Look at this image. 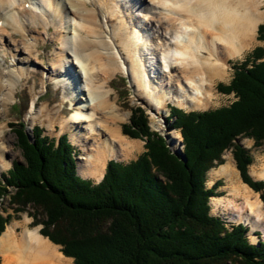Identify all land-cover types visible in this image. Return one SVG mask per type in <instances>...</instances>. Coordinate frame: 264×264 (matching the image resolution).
Returning a JSON list of instances; mask_svg holds the SVG:
<instances>
[{
	"label": "bare ground",
	"instance_id": "1",
	"mask_svg": "<svg viewBox=\"0 0 264 264\" xmlns=\"http://www.w3.org/2000/svg\"><path fill=\"white\" fill-rule=\"evenodd\" d=\"M259 24H264V0H0V105L12 100L25 76L14 64L15 54L21 49L31 55L38 38L58 41L57 56L43 67L42 78L66 85L72 113L64 118L60 104H42L34 116L44 118L51 130L59 123L82 151L77 172L99 181L109 159H125L139 147L119 132L118 123L129 112L117 102L112 77L128 78L133 95L150 111L153 128L164 132L171 150L182 152L181 134L163 129L168 104L186 110L215 104L214 83L228 78L230 60L243 58L258 43ZM33 29L32 41L11 38ZM7 53L10 61L4 66ZM35 99L27 112L30 119ZM5 151L0 142V170L9 165ZM225 158L208 171L206 185L224 178L229 194L241 202L213 196L208 204L212 213L251 222L247 234L254 240L251 231L264 229L262 201L239 178L231 154ZM249 173L264 180V162L250 165ZM16 226L12 222L0 235L1 264H71L37 228L27 227L17 236Z\"/></svg>",
	"mask_w": 264,
	"mask_h": 264
},
{
	"label": "trees",
	"instance_id": "2",
	"mask_svg": "<svg viewBox=\"0 0 264 264\" xmlns=\"http://www.w3.org/2000/svg\"><path fill=\"white\" fill-rule=\"evenodd\" d=\"M257 39L264 40L263 24ZM232 68L229 83L216 85L233 93L228 105L188 112L169 106L168 128L180 131L182 153L150 129L143 109L131 108L122 134L143 139L145 150L127 163L109 159L97 183L76 174L65 134L51 139L36 125L29 139L18 116L8 125L22 160L1 174L0 198L12 186L7 206L14 215L25 212L29 226L71 264H264V241L251 244L245 225L226 227L207 204L221 184L207 187L205 176L231 149L239 178L260 193L264 207V181L248 175L252 157L238 142L264 144V48ZM14 215L0 213V234Z\"/></svg>",
	"mask_w": 264,
	"mask_h": 264
},
{
	"label": "rangeland",
	"instance_id": "3",
	"mask_svg": "<svg viewBox=\"0 0 264 264\" xmlns=\"http://www.w3.org/2000/svg\"><path fill=\"white\" fill-rule=\"evenodd\" d=\"M32 31L30 32V34H26V35H24V34H11V38H13L18 43H19V41L23 40L24 37L27 38L28 40L32 41V39L30 37L33 35H37L36 30L33 29ZM257 41H258V43L255 44V46H253L250 50H248L245 53V55L243 56V58H237V59L229 61L230 68H229V71H227L228 72V78L225 81H218V82L214 83L216 94L218 95L217 102L215 104L211 105L210 107L204 109V110L214 109V108H217L220 106H225V105H228L229 103H231V101L233 100V97H234L233 93L225 94V93L219 92L216 89V85L218 83L228 84L231 77H232V74H233V72H232L233 68L232 67L235 66L236 64H239L241 61H243L244 58H246L255 47L261 46L262 48H264V40L263 41L257 40ZM35 43L36 44L32 50L31 55H28L26 53V51H23L21 49H20V51H18L15 54L14 64L17 67H20L22 69V72L25 74V76H22L21 79L19 78L16 89H14L15 93H14V97L12 98V100L5 102L4 106L0 105V110H1L0 111V125L1 124L3 125V128H2L3 134H1L2 136H1L0 142H2L6 146L7 151H5L4 157L9 159L8 167L0 170V181H2L1 180V174L6 172L7 169H9L11 167L12 161L22 160L20 149L16 143L17 142L16 135H15L14 131L11 130V128L8 125L9 122H17L18 116H21L20 118L25 123L24 131L26 132L29 139H32V131L31 130H32V127L36 126V125L40 126L43 129L42 130L43 135H45L51 139H57V137H59L60 135L65 134L66 138L68 139V142L73 147L72 155H73V157H74L73 159L75 161V169H76L75 172L80 178H82L83 176H81L77 172L78 171V162H81L77 159V156L82 151L78 146H76L75 144H73L70 141L68 132H63V130L60 129V124L57 122H56L53 130H51V128L47 125L44 118L41 119L39 117L34 116L36 114V111L39 109V106H41L42 104H46L49 107H53L54 105L60 104V106L62 108L61 115L64 118L68 117L72 113V111L70 109L71 104H70V101H68L67 93L65 92L66 91V85H64L62 82L57 83L56 81H54L53 79H50L49 77L48 78L47 77L42 78L45 75V74H43V72H46V70H44L43 67L46 66V64L47 65L50 64L53 61V59L56 58L57 55L55 54V52L58 51V46H60L59 45L60 43L56 40H50L47 38H44V39L38 38V39H36ZM9 61H10V55L7 53L6 58L2 61V63L4 66H6V65H8L7 62H9ZM41 79L44 80L43 84L41 83ZM127 80H128V78L122 74H120V75L118 74V75H116L110 79V86L115 91L114 94L117 95V102L121 105L120 108H122L123 111H128L129 116L131 114V108L139 107V108L143 109L144 114H146V117L148 120L147 122H148L150 129L152 131H156V132L164 135L163 131L153 128L152 123L150 122L151 121L150 111H148V109L145 108L144 104L140 100H137L136 96L133 95L134 92H133L132 88L130 87L129 82H127ZM32 96H36V99L34 100V103L32 104L35 107L34 114H33L34 117L33 118L31 117V119H30L29 117H27L28 116L27 112H28V109L31 105L30 103L32 101ZM13 104H14V106H13ZM168 106H173L175 108H178V106L173 105L172 103H169ZM178 109L184 110L186 112L192 110V109L186 110V109H183L180 107ZM192 111H200V110L196 109V110H192ZM129 116L125 120H123L122 122L118 123L119 132H121V125L124 124V122L127 123V120H129ZM172 120L173 119H171L169 117V112H168V115L165 118H163L161 121L163 124V129L165 131L168 130V131H174V132L180 133L178 128L177 129H175V128L169 129L168 128V126H169L170 122H172ZM125 136H127L129 139L137 140L139 142V147H136L137 149H134L131 152L130 156L125 158V159H120L119 157H117V158H113L110 160H114V161H118V162H122V163H127V162H129V160L135 159L140 153H142L145 150L143 148L144 147V140L143 139L132 138V137H129L128 135H125ZM238 142L243 147L248 149L249 150L248 152L251 154L252 163L247 165V173L251 177V179H253V177L249 173V167L253 163L259 165L261 162H264V144H262L261 146L255 147L253 145V140L248 139V138H239ZM167 144H168V142H167ZM168 146H169V144H168ZM182 148H183V146H182ZM169 149H170V146H169ZM230 151H231V149L224 150V152L222 154L223 163H225V161H226V158H225L226 154L230 153L232 156V153ZM173 152H177V151H173ZM179 153H182V152H179ZM232 159H233V156H232ZM223 163H221V164H223ZM221 164H219L218 166H220ZM234 164H235V162H234ZM218 166H216V167H218ZM216 167H213V168H216ZM206 176H207V174H206ZM206 176H205V178H206ZM83 179H89L93 183L97 182V181H94L90 178H84L83 177ZM217 180H219L220 184H221L215 190V192H217V194H218L217 196L227 197L230 200H232L235 205L240 204V202H241L240 198L236 197V196L235 197L232 196L227 191L228 189L226 187L227 186L226 180L224 178H221V177L218 179L215 178L213 183ZM253 180H259V179H253ZM262 181H264V180H262ZM212 184H211V186H212ZM205 185H206V180H205ZM211 186H207V187H211ZM11 187L12 186L7 187L8 193L2 195V197L0 198V202H1L0 203V213L3 216H6L7 214L14 215L11 208H9L7 206V202L9 200L8 195H10V192H13ZM262 191H264V189ZM255 193H257V195L259 197L260 193H258V192H255ZM210 198H209V200H210ZM259 199H260V197H259ZM262 205H263V202H262ZM209 207H210V210H209L210 214L220 218L226 224V226L228 228L230 227V225L238 224V223H242L243 225H245L247 228V231H249V228H251V225H250L251 222L244 223L241 221L237 222L235 220H231V219H229V215H227V213H224V212L212 213L210 204H209ZM263 210H264V207H263ZM14 216L15 217H11L10 220L8 222H6L7 224L5 225V228L0 235H2L3 232L7 229V227L10 226V224L12 222H15V221L17 222V226L15 229L17 236L21 235V233L27 227L28 228H37V231H38V229H39L38 226H35V227L29 226L28 223H30L31 218L25 212H21L18 215H14ZM27 217L29 219H26ZM247 231H246V236L248 238V241L251 244H257L259 239L264 241V232H263L264 229H262L261 227H256L254 229V231L253 230L251 231V232H253V235L255 236L254 240H252L251 236L247 234ZM255 233H258L259 235H256ZM57 248L59 250V246H57ZM0 261H1V256H0ZM71 262H72V260H71Z\"/></svg>",
	"mask_w": 264,
	"mask_h": 264
},
{
	"label": "water",
	"instance_id": "4",
	"mask_svg": "<svg viewBox=\"0 0 264 264\" xmlns=\"http://www.w3.org/2000/svg\"><path fill=\"white\" fill-rule=\"evenodd\" d=\"M160 134H161V133H160ZM161 136H163V137H164V139L166 140V138H165V136H164L163 134H161ZM166 142H167V141H166ZM167 145H168V144H167ZM97 182H98V181H97ZM97 182H96V183H97Z\"/></svg>",
	"mask_w": 264,
	"mask_h": 264
},
{
	"label": "snow or ice",
	"instance_id": "5",
	"mask_svg": "<svg viewBox=\"0 0 264 264\" xmlns=\"http://www.w3.org/2000/svg\"><path fill=\"white\" fill-rule=\"evenodd\" d=\"M152 2H153V3H155V2H156V0H152Z\"/></svg>",
	"mask_w": 264,
	"mask_h": 264
}]
</instances>
